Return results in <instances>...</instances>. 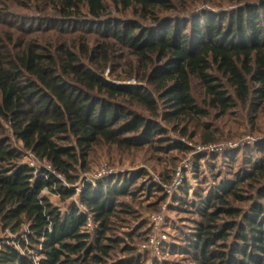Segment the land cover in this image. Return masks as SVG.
<instances>
[{
  "label": "trees",
  "instance_id": "obj_1",
  "mask_svg": "<svg viewBox=\"0 0 264 264\" xmlns=\"http://www.w3.org/2000/svg\"><path fill=\"white\" fill-rule=\"evenodd\" d=\"M50 2L60 20L95 25L98 34L129 48L145 67L142 81L154 91L107 80L64 45L52 52L13 35L0 37V231L28 223L26 236L14 239L20 248L1 243L0 264L140 263L130 246L121 249L127 258L109 263L121 243L109 235L112 217L119 197L135 194L130 190L137 183L134 174L106 176L96 185L86 182L79 196L86 211L73 205L62 212L42 193L48 189L63 200L76 195L69 184L78 180V166L86 169L94 145L141 147L164 132L134 105L159 116L162 100L168 109L160 115L165 120L202 114L192 94L193 78L209 105L223 114L238 103H251L255 111L264 105V0L246 2L228 14L203 10L191 20L165 15L175 8L173 0ZM112 8L136 18L112 19ZM99 48L107 61L109 50ZM91 57L96 63L97 52ZM7 126L26 150L53 169L24 163ZM256 150L261 158L253 156L231 179L198 195V202L176 197L200 215L186 247L189 262L179 264H264L263 141ZM246 187L250 192L244 196L240 191ZM90 215L97 223L93 233L86 228Z\"/></svg>",
  "mask_w": 264,
  "mask_h": 264
},
{
  "label": "rangeland",
  "instance_id": "obj_2",
  "mask_svg": "<svg viewBox=\"0 0 264 264\" xmlns=\"http://www.w3.org/2000/svg\"><path fill=\"white\" fill-rule=\"evenodd\" d=\"M260 1L262 0H173L175 8L166 11L165 15L191 20L203 10L228 14L246 2L258 4ZM50 5V0H0V37L6 40L9 35H13L15 40L33 41L52 52L64 45L77 53L88 67L101 72L107 80L154 91L146 81H142L145 67L140 66L129 48L114 38L98 34L94 31L95 25L91 27L82 20H60L51 11ZM111 10L109 16L112 19L136 18L129 12L113 8ZM20 24L21 28L14 26ZM30 27L34 30L31 31ZM101 45L109 50L107 61L99 48ZM96 52L98 59L94 63L91 56ZM192 94L203 113L190 114L176 120H165L160 116L168 110L162 100H159V116L152 115L142 106L134 105L136 111L158 123L164 132L141 147L100 142L89 152L85 162L86 169L78 166V180L69 184L76 188V195L63 200L48 189L42 193L62 212L73 205L86 211V207L79 202L81 188L86 182L96 185L106 176L135 175L137 183L130 187L135 194L119 197L120 203L112 217L109 235L120 238L121 243L113 252L109 263L127 258L128 254L121 252L125 246L133 248L130 254L141 256L140 263L135 264L188 263L186 247L200 215L194 206L189 203L180 204L176 197L180 195L186 200L198 202V195L205 196L221 180L231 179L234 172L248 166V161L253 156L261 158L263 155L256 150V143L264 142V105L255 111L256 106L251 103L246 106L238 103L223 114L220 109L209 105L196 78L192 80ZM7 128L14 146L23 154L24 163L32 159L37 168L48 167L47 162L40 161L26 150L22 142L14 138L8 126ZM176 144H182L186 148L181 149ZM242 148L244 156L240 151ZM226 153L237 160L226 157ZM61 179L67 184L63 177ZM178 180L180 184L176 185ZM155 184L162 186L164 191ZM240 192L247 196L250 191L246 187ZM233 204L248 206V202L233 201ZM159 215L163 216L161 220L156 219ZM96 228L97 223L94 222V227L89 231L93 233ZM27 230L28 223L22 224L16 231L3 228L0 231V247L2 242H8L20 248L14 239L17 235L26 236ZM154 234L163 240L164 252L160 255L143 247Z\"/></svg>",
  "mask_w": 264,
  "mask_h": 264
},
{
  "label": "built area",
  "instance_id": "obj_3",
  "mask_svg": "<svg viewBox=\"0 0 264 264\" xmlns=\"http://www.w3.org/2000/svg\"><path fill=\"white\" fill-rule=\"evenodd\" d=\"M31 152V151H30ZM32 153V152H31ZM33 154V153H32ZM34 155V154H33ZM35 156V155H34ZM36 157V156H35ZM38 159V158H37ZM45 162V161H44ZM32 167H36L35 160L29 159L27 162ZM37 168V167H36ZM52 166L49 164L47 169L51 170ZM53 169V168H52ZM180 184V180L178 182L176 181V185ZM162 215H159L156 217V219H162ZM94 227V220L92 216L90 215L88 217L86 228L89 230L90 228ZM163 240L158 235H152L150 239L143 245L144 249L149 250L151 253L155 255H160L162 250Z\"/></svg>",
  "mask_w": 264,
  "mask_h": 264
}]
</instances>
